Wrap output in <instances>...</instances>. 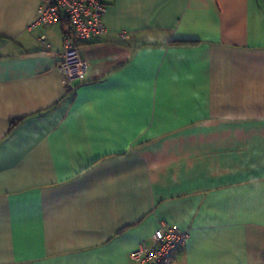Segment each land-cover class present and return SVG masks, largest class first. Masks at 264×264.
I'll return each instance as SVG.
<instances>
[{
	"label": "crops",
	"instance_id": "0c3cea01",
	"mask_svg": "<svg viewBox=\"0 0 264 264\" xmlns=\"http://www.w3.org/2000/svg\"><path fill=\"white\" fill-rule=\"evenodd\" d=\"M107 1L67 87L66 24L0 0V264H132L161 222L174 264H264V0Z\"/></svg>",
	"mask_w": 264,
	"mask_h": 264
},
{
	"label": "built area",
	"instance_id": "2783aa9c",
	"mask_svg": "<svg viewBox=\"0 0 264 264\" xmlns=\"http://www.w3.org/2000/svg\"><path fill=\"white\" fill-rule=\"evenodd\" d=\"M107 8V0H41L34 25L66 24L58 72L67 87L75 80L84 79L87 63L81 58L79 49L105 35ZM188 238L187 231L161 222L152 235V245L143 243L131 253L132 264H174V253L186 245Z\"/></svg>",
	"mask_w": 264,
	"mask_h": 264
},
{
	"label": "trees",
	"instance_id": "16d2710c",
	"mask_svg": "<svg viewBox=\"0 0 264 264\" xmlns=\"http://www.w3.org/2000/svg\"><path fill=\"white\" fill-rule=\"evenodd\" d=\"M177 44H187V42H183V41H178ZM15 125V122H13L11 128Z\"/></svg>",
	"mask_w": 264,
	"mask_h": 264
}]
</instances>
